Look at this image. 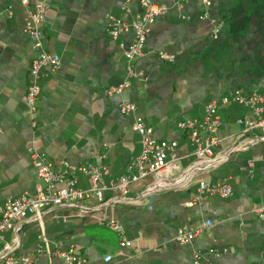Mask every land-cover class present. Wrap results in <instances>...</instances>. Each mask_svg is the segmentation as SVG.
I'll return each instance as SVG.
<instances>
[{
    "label": "crops",
    "instance_id": "0c3cea01",
    "mask_svg": "<svg viewBox=\"0 0 264 264\" xmlns=\"http://www.w3.org/2000/svg\"><path fill=\"white\" fill-rule=\"evenodd\" d=\"M37 1L47 4L44 48L61 62L56 70L41 69L33 127L26 94L39 49L24 31L26 7L20 0H0V205L36 191L32 146L57 171L66 162L90 163L107 169V184L125 173L141 142L132 129L134 114L120 111L122 99L138 105L136 114L157 138L178 141L181 170L134 184L125 198L108 190L103 202L93 196L82 207L60 206L40 220L24 219L1 233L0 250L5 242L16 243L13 253L30 256L34 264H67L60 252L70 248L86 258L84 264H264V220L254 212L264 204V132L255 128L233 137L242 130L237 120L252 115L250 108L220 106L218 156L195 167L194 145L177 126L184 118H202L209 100L236 88L264 95V0H213L208 8L196 1L153 0L168 9L150 24L145 51L132 62L120 43L129 45L134 30L115 40L106 21L113 16L134 22L140 0ZM205 11L222 21L216 39L210 19L200 18ZM160 51L174 59H162ZM126 80L121 93L109 92ZM78 176L79 186L89 187L88 177ZM201 178L226 180L233 195L194 200ZM208 219L213 225L190 243L175 239L178 228L192 230ZM123 236L133 244L121 246Z\"/></svg>",
    "mask_w": 264,
    "mask_h": 264
},
{
    "label": "built area",
    "instance_id": "2783aa9c",
    "mask_svg": "<svg viewBox=\"0 0 264 264\" xmlns=\"http://www.w3.org/2000/svg\"><path fill=\"white\" fill-rule=\"evenodd\" d=\"M190 1H196L207 8L213 2V0H177V3L182 4ZM20 2L27 10L24 31L32 40L33 47L39 49L38 55L32 60L29 67L26 94L27 111L32 126L36 127L41 95V69L49 67L51 70H56L60 65L61 56L44 48L43 24L47 12V4L37 0L34 2L32 0H20ZM140 4L142 11L134 22L127 23L113 16H109L106 21L107 32L115 40L119 39L122 33L129 28L134 30V40L129 45L124 42L120 43L129 62L144 53L150 32V24L157 16L165 13L168 9L165 4L153 0H140ZM200 18L210 19L213 26L211 36L214 39L218 38L222 28V21L210 16L208 11H205ZM159 54L162 59H174V56L168 52L160 51ZM129 71L130 74L133 73L131 67ZM128 84L129 81L126 80L117 86H112L109 92L121 93ZM233 102L249 107L252 114L237 120L242 126V130L240 134L233 137L242 138L253 132L255 128H262L264 132L263 94L236 88L230 93L223 94L219 99L212 98L206 103L202 118L188 117L177 124L194 145L193 154L195 160L191 167L211 162L218 156L215 149H218L223 140L219 135L222 125L219 109L220 106H226ZM119 108L123 114H134L132 129L140 135L141 142V151L138 155L130 158L126 172L107 184L103 179L107 169L90 163L74 165L66 162V169L57 171L53 168L52 162L46 158L45 153L32 146L31 158L40 182L37 183L34 193H23L10 197L0 205V240H2L1 233L3 231L14 229L20 221L29 217H35L40 220L47 210L60 206L82 207L93 196L103 202L105 193L108 190L125 198L134 184L152 176L167 178L181 170L180 157L177 153L178 141L175 139L157 138L153 127L147 124L142 115L136 114L138 105L135 102L122 99ZM79 172L88 177L89 187L83 188L79 186ZM233 191V186L224 179L212 182L209 179L201 178L198 180L197 193L194 200L199 201L209 195H218L226 198L232 196ZM254 212L260 219L264 220V204L255 207ZM110 225L116 230L120 229L118 222H112ZM212 225L213 221L208 219L201 226L192 230L180 227L175 231L174 237L179 243L188 244ZM132 244V240L125 236L121 238V246H130ZM16 248V243L5 242L0 250V264H34L33 259L28 255H15L13 252ZM60 255L67 264H84L86 262V258L80 252L75 251L74 248L62 251ZM196 257L199 258L200 255L196 254ZM105 260L111 261L112 256L110 254L106 255Z\"/></svg>",
    "mask_w": 264,
    "mask_h": 264
},
{
    "label": "rangeland",
    "instance_id": "374dc122",
    "mask_svg": "<svg viewBox=\"0 0 264 264\" xmlns=\"http://www.w3.org/2000/svg\"><path fill=\"white\" fill-rule=\"evenodd\" d=\"M218 149H215V152L217 151Z\"/></svg>",
    "mask_w": 264,
    "mask_h": 264
}]
</instances>
